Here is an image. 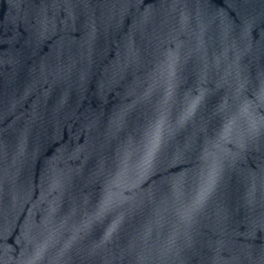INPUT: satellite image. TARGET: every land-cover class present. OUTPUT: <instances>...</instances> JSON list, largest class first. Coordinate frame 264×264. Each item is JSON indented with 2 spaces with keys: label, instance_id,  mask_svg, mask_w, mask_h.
<instances>
[{
  "label": "water",
  "instance_id": "95a60500",
  "mask_svg": "<svg viewBox=\"0 0 264 264\" xmlns=\"http://www.w3.org/2000/svg\"><path fill=\"white\" fill-rule=\"evenodd\" d=\"M0 264H264V0H0Z\"/></svg>",
  "mask_w": 264,
  "mask_h": 264
}]
</instances>
